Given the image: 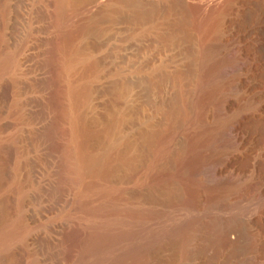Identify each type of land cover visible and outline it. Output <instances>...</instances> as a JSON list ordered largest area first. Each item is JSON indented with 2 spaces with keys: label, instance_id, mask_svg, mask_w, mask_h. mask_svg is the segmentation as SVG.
<instances>
[{
  "label": "rangeland",
  "instance_id": "1",
  "mask_svg": "<svg viewBox=\"0 0 264 264\" xmlns=\"http://www.w3.org/2000/svg\"><path fill=\"white\" fill-rule=\"evenodd\" d=\"M1 17L0 59L22 62L0 65V94L18 102L9 133L30 143L43 189L29 215H68L67 259L264 264V0H0ZM223 152L252 164L248 216L201 163Z\"/></svg>",
  "mask_w": 264,
  "mask_h": 264
},
{
  "label": "bare ground",
  "instance_id": "2",
  "mask_svg": "<svg viewBox=\"0 0 264 264\" xmlns=\"http://www.w3.org/2000/svg\"><path fill=\"white\" fill-rule=\"evenodd\" d=\"M2 19H4V17L0 18V40L2 37L1 30L3 29ZM22 55H23V53H22ZM23 58L27 59L26 56ZM23 58H21V59L23 60ZM19 59L20 58H18L17 55L15 57L6 58L5 60L0 59V65H2L3 63H7V64H11L13 66H17V65L20 66L22 62ZM243 60H244V56L241 53L237 52L231 56V58L228 62L230 63V66H232L234 68L235 67L242 68L241 64L243 63ZM244 63H245V60H244ZM91 65H89L90 68L93 67V65L92 66ZM19 66H18V68L20 69ZM244 66L245 65H243V67ZM229 68H231V67H229ZM228 70H230V69H228ZM237 84H233L232 86H230V88L232 87L231 89H236V91H237L239 89V86ZM0 86H1V84H0ZM5 87L6 86H4V88ZM77 92L78 91L75 89H74V91L71 90L72 96L75 97L77 95ZM71 94H68V95H71ZM233 94H235V93H233ZM224 100L227 101L226 98ZM77 101H79V100H77ZM225 101H223V103ZM17 104H18V102L12 103V105L8 104V102L6 103V101L3 97V94L2 95L0 94V264H77V263H80L81 261H83V258H86V256L83 255L86 252H84L82 254L80 251L81 246L79 249L80 253H78V251H76L74 249L77 252V254L76 255L71 254L69 259L66 258V256H68L69 254L67 252H65L66 249H64V241L66 239L65 236L69 235L66 233V228H67L68 222L71 221V219L69 221L68 215L64 214L66 216H63V213H62V215H61L62 218L59 220H55V221L53 220V218L51 216L52 214H50L52 212H50V213L47 211L43 212L41 210L42 213L40 214V216H37L36 219L31 218V216L29 215L30 213H32L31 212L32 209L34 210V208L36 209L37 205L39 206L37 198H39V195H41V192L43 191V189H42V183L39 182L41 184V186H40L36 182L37 180L35 181V179H34V175H33L34 169H32L33 164L31 165L32 161L30 160V154L32 152V148H30V145H29L30 143H28L26 137H24L22 135H19L17 133H9V131L13 128V122L11 121V115L14 113V109L17 106ZM221 104H222V102H221ZM219 107H220V104H219ZM226 107L228 108V106H226ZM225 112H226V110H225ZM232 127H233L232 130L229 132H231V135H230L231 138L230 139H232L233 141H231V145L228 144L227 146L230 147V146L234 145L233 147H239V145H241V143L242 144H244V143L243 142L239 143L240 139L238 138L239 134L237 133V125L236 126L232 125ZM227 139H228V137H226L225 140H227ZM225 142H227V141H225ZM225 144H227V143H225ZM229 147H228V150L230 151L231 148L229 149ZM219 148H220V146H219ZM239 148H241V147H239ZM233 149H231V151ZM235 149H237V148H235ZM223 151H225V150H223ZM236 152H237V150H236ZM234 153L223 152L220 154L215 153V155L211 154V156L207 155L208 157L204 156L205 158L204 157H203V159L201 158V160H202L201 163L207 164L209 169L211 170V173L214 176H216L217 179H220L221 181H223L227 184L229 183L231 185L230 186L231 190L229 191V195H228L230 197L231 207L234 209L242 211L245 215L248 216V214H246V213L250 212V210L252 208V203H254V202L257 203L261 199L260 186L258 183H247V184L244 183V185L240 186L241 185L240 182L245 181V180H243V178L245 176H247L246 174L249 172L250 165H252V164H250V165L247 164L244 167L236 166L235 162H236L238 157ZM39 158L41 159L40 156H39ZM46 158H48V157L46 156ZM42 159H43V157H42ZM81 160L84 164H86L85 160L83 158ZM46 162H47V160H46ZM237 164L239 165V163H237ZM214 181L216 183V180H214ZM219 183L220 182H218V184ZM223 185H224V183H223ZM216 186H218L217 183H216ZM221 187H223V186H221ZM225 187H223V188L225 189ZM51 189H52V187H51ZM55 189H57V188H54V190ZM51 191L52 190H50V192ZM46 192H47V190H46ZM57 193H59V192H57ZM48 194H49V192H48ZM52 194H50L51 197L53 196ZM59 194L56 195V197L59 196ZM42 195H44V194H42ZM62 196H63V194H62ZM45 197H47V195ZM40 199H42V198H40ZM44 199L45 198H43V200H40V201L43 202ZM57 199H58V197H57ZM60 199H61V196H60ZM47 200L49 201V199H47ZM47 200H45L44 202H46ZM53 201L51 199V202H53ZM56 202H58V201H56ZM50 206H49V209H50ZM56 206H58V204ZM62 207H60V208H62ZM196 208H197L196 204L192 203V204L186 205L185 209L190 210V209H196ZM37 210H35V211H37ZM197 210H198V208H197ZM190 211L187 210L185 212H190ZM181 212L183 213L184 210ZM191 212H190V214H191ZM197 212L196 213L193 212V215H194L193 217L198 215ZM71 214H72V212H71ZM70 218H72V217H70ZM188 219H190V218H188ZM184 221H183V223H184ZM191 222H189L188 224L192 225ZM193 223L197 224V222H193ZM72 224H73V222H72ZM194 224H193V226H194ZM198 224H199V222H198ZM191 225H189V226H191ZM180 226L183 229V225H180ZM178 227H179V225H178ZM185 227H186V224H185ZM186 228H188V227H186ZM71 229H74V228L72 227ZM176 229H178V228H176ZM74 230L76 231V228ZM178 232H179V230L176 233L178 234ZM70 233H71V231H70ZM16 237H17V239H18V237L20 239L19 240L20 245H18V246H16V244H13V239L16 240ZM70 237L68 236V241H69ZM70 240H71V238H70ZM99 242H101V241H97V244H99ZM38 243H42L43 245L46 246V248H45V249H47L46 254L42 255L41 252H39V250H37L38 248H36V245ZM78 243H79L78 245H80V242H78ZM83 243L86 245L87 242L83 241ZM88 243L92 244V242H88ZM97 244H95V246ZM68 246H69V244H68ZM86 246L88 248V245H86ZM90 246L91 245H89V247ZM76 247H78V246H75V248ZM93 247L94 246H92V249L95 248V247L94 248ZM72 251L73 250H71V252ZM146 264H148V263H146Z\"/></svg>",
  "mask_w": 264,
  "mask_h": 264
}]
</instances>
